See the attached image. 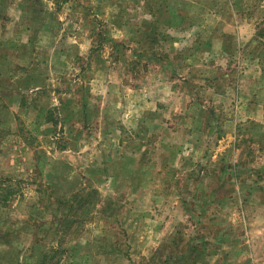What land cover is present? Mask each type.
Listing matches in <instances>:
<instances>
[{
    "label": "rangeland",
    "instance_id": "obj_1",
    "mask_svg": "<svg viewBox=\"0 0 264 264\" xmlns=\"http://www.w3.org/2000/svg\"><path fill=\"white\" fill-rule=\"evenodd\" d=\"M0 264H264V0H0Z\"/></svg>",
    "mask_w": 264,
    "mask_h": 264
}]
</instances>
